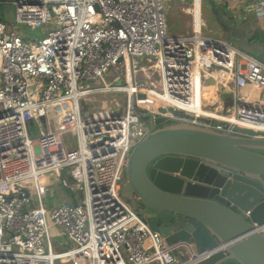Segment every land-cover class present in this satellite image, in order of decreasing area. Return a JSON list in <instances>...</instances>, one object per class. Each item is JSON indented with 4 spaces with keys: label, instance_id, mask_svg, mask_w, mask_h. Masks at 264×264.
<instances>
[{
    "label": "built area",
    "instance_id": "obj_1",
    "mask_svg": "<svg viewBox=\"0 0 264 264\" xmlns=\"http://www.w3.org/2000/svg\"><path fill=\"white\" fill-rule=\"evenodd\" d=\"M166 1L0 0V9L7 4L16 13L14 22L0 18V264H195L201 259L186 244H167L122 195L132 150L162 116L161 108L175 110L146 106L150 98L140 91L150 82L142 62L156 63L162 92L187 107L197 105L213 78L227 93L224 115L261 127L264 62L202 31L171 36ZM259 7L262 17L264 2ZM23 28L41 30L42 37ZM110 76L117 77L115 83L101 86ZM111 94L118 96L111 105L92 106L96 96ZM59 110L73 118L59 130L63 136L50 127ZM180 113L197 125L201 118L215 121ZM173 116L167 115L169 121L190 122ZM218 121L230 127L216 130L237 134L240 125ZM31 123L39 128L36 137ZM54 174L70 177L72 183L59 184L73 199L49 208L43 186ZM259 232L264 234V227ZM57 233L68 240L63 247Z\"/></svg>",
    "mask_w": 264,
    "mask_h": 264
},
{
    "label": "water",
    "instance_id": "obj_2",
    "mask_svg": "<svg viewBox=\"0 0 264 264\" xmlns=\"http://www.w3.org/2000/svg\"><path fill=\"white\" fill-rule=\"evenodd\" d=\"M213 87L211 78L204 91ZM225 94L220 87L224 102ZM160 113L129 156L122 195L144 206L135 210L167 244L190 246L201 258L195 264H264V155L257 153L264 134L240 126L237 134L220 132L230 125ZM169 113L190 122L169 125Z\"/></svg>",
    "mask_w": 264,
    "mask_h": 264
},
{
    "label": "rangeland",
    "instance_id": "obj_3",
    "mask_svg": "<svg viewBox=\"0 0 264 264\" xmlns=\"http://www.w3.org/2000/svg\"><path fill=\"white\" fill-rule=\"evenodd\" d=\"M217 0H167L166 1V18H167V25H168V31L171 36H177V37H185L190 36L193 34V30L195 32H198V26L197 24H193V18L191 11L196 16V23H203L204 27L202 30V34L204 37L209 38H221L222 37V30L219 24L218 17L227 23V25L230 27L231 23L230 21H226L225 19L228 17L226 15V10H218L216 8ZM213 6L215 7V11L213 10ZM217 14V16H216ZM15 8L11 5H3L0 9V18L5 19L6 21L14 22L15 21ZM202 27V25H201ZM23 30L27 33L32 35L35 38L42 37V31H31L30 29L23 28ZM231 34L226 39L232 44L239 39L240 44L246 43V37L247 34H243L241 32V28L232 29L230 27ZM201 32V31H200ZM199 32V33H200ZM146 62H142L144 65ZM151 65H154L152 63H149ZM158 69V68H157ZM117 80V77L110 76V77H104L101 81V86H111L115 83ZM94 104L92 105L95 109H100L102 106L101 102H106L109 105H111V101L118 99V96L115 94L111 95H100L96 96L94 98ZM156 101H163L161 97L156 98ZM60 112L57 113L58 117L54 119H50V127L53 132L59 131L64 129V126L66 123L70 124L73 122V118L69 112L66 110H59ZM223 114L221 112V117L223 118ZM42 123H44V120H41ZM178 123V122H177ZM49 125V121H48ZM45 128V126L43 127ZM159 128V127H157ZM156 128V129H157ZM30 130L33 131L32 137H36L39 135V128L35 125L30 126ZM70 130V129H68ZM72 131V129L70 130ZM60 135L63 134L62 131H59ZM67 139L70 141V143H74L72 150H76L75 146V137L74 133H67ZM262 152V151H261ZM66 175V174H65ZM48 183L43 186V196H44V202L48 206L47 203L55 204L56 201H62V195L65 194L66 189H64L63 185H59L58 189L59 191H56V197H55V191L53 192L52 189H55L52 186V184H55L56 181L59 184H63L64 182L72 183L70 177H66L64 175L58 176L56 174L51 175L48 177ZM55 187V185H54ZM70 192V191H68ZM67 195V194H66ZM61 197V198H60ZM67 197H69L67 195ZM34 199V197H33ZM129 202V201H128ZM34 203L36 204V201L34 200ZM130 203V202H129ZM132 205V203H130ZM132 207L135 209V207L132 205ZM55 234V233H54ZM57 240L61 247L64 246V244L68 243V240L66 237L60 234H56ZM58 249H60L58 247Z\"/></svg>",
    "mask_w": 264,
    "mask_h": 264
},
{
    "label": "crops",
    "instance_id": "obj_4",
    "mask_svg": "<svg viewBox=\"0 0 264 264\" xmlns=\"http://www.w3.org/2000/svg\"><path fill=\"white\" fill-rule=\"evenodd\" d=\"M217 5L216 8H218V10H226L227 13L226 15H228V17L225 19L226 21H230L231 22V28L232 29H237V28H241V32H243V34H247L246 37V43L243 44V49L240 48L239 45H235V42L233 43V45L235 47H237L238 49H240L241 51H243L244 53L248 54L249 56H252L253 58H256L257 60L264 62V15L262 17L259 16L258 12L259 9H261V7H259V2H264V0H217ZM213 10L215 11V7L213 6ZM191 14H193V12H190ZM217 16V14H216ZM221 21L224 22V19H222ZM219 20V24L222 30V37L218 38V39H222V40H226L229 35L231 34L230 32V27L226 24H224L223 22H221ZM226 23V22H225ZM198 26V32L203 30L204 27V22L203 23H196ZM202 25V27H201ZM233 33V32H232ZM228 41V40H227ZM236 41L240 42L239 39H237ZM229 42V41H228ZM231 43V42H230ZM244 64V63H243ZM245 68H248L247 65H245ZM154 68H156V66H153ZM244 70V69H243ZM154 69L151 70V73H154ZM158 74V70L157 72H155L154 76L152 79H156V75ZM202 101L204 102V104L206 105V107H202V105H200L199 103ZM199 103L197 104V108L193 109L194 113H199L200 116H204V117H208L211 116L209 114V109L207 108V104H213V103H217L219 104L217 107L220 108V110L222 111V114L224 115L227 109V104L226 102H224L222 100V98H220V86L218 84V87H213L210 89H207L206 91H204L203 93H201V96L199 98ZM230 105V104H228ZM213 116L215 118H219L217 111H214ZM209 118V117H208ZM227 120H229L230 122H235L237 124L240 125H244L250 128H254V129H258V128H262L261 126H257V125H253V124H248V123H244L241 121H237L233 115H228L226 116ZM218 121V120H215ZM65 176V174H62ZM57 183V181H56ZM52 184L51 187L55 188L52 189L53 192L55 191V197H56V191H59L57 184ZM55 185V187H54ZM69 197H67V195ZM61 198V197H60ZM73 199V194H71L70 192L66 191L65 194L62 195V201H72ZM62 201L60 202L59 200L56 201V203L53 205L51 203H47L49 208H53L55 205H58L60 203H62ZM179 245L182 243H178ZM190 254V252H189Z\"/></svg>",
    "mask_w": 264,
    "mask_h": 264
},
{
    "label": "bare ground",
    "instance_id": "obj_5",
    "mask_svg": "<svg viewBox=\"0 0 264 264\" xmlns=\"http://www.w3.org/2000/svg\"><path fill=\"white\" fill-rule=\"evenodd\" d=\"M200 34V33H199ZM154 65H151L149 63H145L143 65V68H144V72L146 74V79L147 81L150 82V85L147 86L146 88H144L143 90H141L140 92H142L143 94H146L149 96L150 100L146 102V106H150L151 109H153L154 107H156L157 104H162L164 107H168V108H174L175 110H178L180 112H187V113H190V114H198L199 113H194L193 112V109L197 108V105L193 106V107H187V106H184L180 103H177L173 100H171L166 94H164V92H162V86H161V82L159 80V77H158V74H159V70L157 69L158 66L156 63H152ZM153 66H156V68H154ZM154 69V73H151V70ZM244 69V70H243ZM158 70V74L156 75V79H152L155 72H157ZM242 70L243 71H246L247 68H245L244 64L242 65ZM201 96V94H200ZM158 97H161L163 99V101H160V103H156V98ZM159 102V101H158ZM199 103V102H198ZM197 103V104H198ZM200 105H202V107H206V105L204 104V102L202 101V104L201 102L199 103ZM219 104L217 103H213V104H207V108L209 109V114L211 116H208L210 119H213V120H223L225 122H228V123H232V124H237L235 122H230L229 120H227L226 118V115L223 116V118L221 117V110L220 108H218ZM198 109V108H197ZM214 111H217L218 113V117L219 118H215L213 116L214 114ZM171 116H173L171 113H169ZM200 116V115H199ZM174 117V116H173ZM48 121L49 119L47 118L46 119V124L48 125ZM237 125H240V124H237ZM240 126H244V125H240ZM247 127V126H245ZM247 128H250V127H247ZM253 130H257V131H264V127L262 128H258V129H254V128H251ZM60 132L57 133V136H63L64 132H62L63 134H59ZM36 141L33 140V143H35ZM194 257V261L198 260V257L197 256H193Z\"/></svg>",
    "mask_w": 264,
    "mask_h": 264
},
{
    "label": "flooded vegetation",
    "instance_id": "obj_6",
    "mask_svg": "<svg viewBox=\"0 0 264 264\" xmlns=\"http://www.w3.org/2000/svg\"><path fill=\"white\" fill-rule=\"evenodd\" d=\"M257 152V151H256ZM257 153H259V154H263L264 155V152H257ZM149 170H150V166L148 167V169H147V171L149 172ZM126 185V182H125V180H124V182H123V186H125ZM129 201V200H128ZM133 201V200H132ZM132 201H129L130 203L132 202ZM134 203H132V205L135 207V208H137L138 207V205H139V203L137 202V201H133ZM143 209H145L144 208V206L143 205H140L139 207H138V211L140 212L141 210H143Z\"/></svg>",
    "mask_w": 264,
    "mask_h": 264
},
{
    "label": "trees",
    "instance_id": "obj_7",
    "mask_svg": "<svg viewBox=\"0 0 264 264\" xmlns=\"http://www.w3.org/2000/svg\"><path fill=\"white\" fill-rule=\"evenodd\" d=\"M2 2H9V1H12V0H1ZM4 20V19H3ZM174 123H176V122H174V121H169L168 122V124L170 125V124H174ZM66 177H68L67 175H65Z\"/></svg>",
    "mask_w": 264,
    "mask_h": 264
},
{
    "label": "clouds",
    "instance_id": "obj_8",
    "mask_svg": "<svg viewBox=\"0 0 264 264\" xmlns=\"http://www.w3.org/2000/svg\"><path fill=\"white\" fill-rule=\"evenodd\" d=\"M127 200V199H126ZM139 213V212H138Z\"/></svg>",
    "mask_w": 264,
    "mask_h": 264
}]
</instances>
